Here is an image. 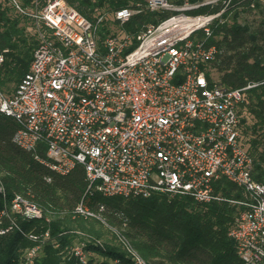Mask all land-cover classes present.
Returning a JSON list of instances; mask_svg holds the SVG:
<instances>
[{"label": "built area", "instance_id": "obj_1", "mask_svg": "<svg viewBox=\"0 0 264 264\" xmlns=\"http://www.w3.org/2000/svg\"><path fill=\"white\" fill-rule=\"evenodd\" d=\"M216 1L144 0L89 18L67 0H32L30 6L7 0L33 19L39 40L15 88L10 93L0 89V112L18 123L12 140L54 174L83 166L86 188L73 211L115 232L131 264L149 263L107 222L103 205L96 210L87 204L86 194L161 193L240 204L229 235L243 264H264V183L253 177L238 113L248 89L258 83L229 88L208 79L207 65L221 51L207 41L210 24L225 5L214 13L188 12ZM145 10L172 12L138 31L127 30L131 18ZM221 178L241 188L244 198L216 192ZM12 214L41 218L43 211L16 194L10 209L0 210V224L8 218L0 234L22 231ZM28 236L36 242L25 248L19 264L34 263L49 231ZM88 243L65 246L74 264L97 263L98 253ZM124 263L117 255L108 257L107 264Z\"/></svg>", "mask_w": 264, "mask_h": 264}, {"label": "trees", "instance_id": "obj_2", "mask_svg": "<svg viewBox=\"0 0 264 264\" xmlns=\"http://www.w3.org/2000/svg\"><path fill=\"white\" fill-rule=\"evenodd\" d=\"M31 1L22 0V4L30 6ZM67 1L89 18L99 14L109 16L119 8L144 2ZM169 1L182 5L203 0ZM223 5L225 9L220 18L210 24L211 35L207 39L221 51L208 63L206 75L210 81L216 79L229 88L258 83L248 89V100L241 103L238 113L240 133L253 158V177L264 183V0H218L188 12L214 13ZM171 12L142 11L135 14L125 28L138 31L143 23L157 22ZM197 35L202 37L204 32L200 30ZM38 42L33 19L15 11L7 0H0V51L5 50L0 63L3 92L10 93L28 70ZM211 68L217 72V78L212 77ZM17 128L18 123L12 117L0 112V210L10 209L12 198L19 194L42 208L43 216L27 219L12 214L22 231L13 228L0 234V264H19L25 248L36 242L28 233L39 234L44 230L49 231V237L41 241L33 264H74L65 246L86 240L98 253L96 264H107L110 255L131 264L115 232L106 226V230H101V222L73 211L86 188L83 166L77 165L64 175L54 174L13 142ZM215 191L227 199L244 198L243 190L224 178L215 185ZM85 199L96 210L103 205L102 213L107 222L123 234L149 264H243L229 235L243 208L240 204L228 200L198 202L187 195L161 193L147 197H105L94 191L86 194ZM7 219L4 217L0 225L7 224ZM96 224L100 228H96ZM108 234L117 242L105 247L94 244Z\"/></svg>", "mask_w": 264, "mask_h": 264}, {"label": "rangeland", "instance_id": "obj_3", "mask_svg": "<svg viewBox=\"0 0 264 264\" xmlns=\"http://www.w3.org/2000/svg\"><path fill=\"white\" fill-rule=\"evenodd\" d=\"M37 34H38V33H37ZM211 75H212L213 78H217V72H216L213 68H211ZM247 121L250 122V118H247ZM244 143H245V142H244ZM245 145H246V143H245ZM101 225H102V224H101ZM95 226H96V228H100L98 224H96ZM101 230H106L104 225L101 226ZM110 236H111V234H108V236H104V238H100V239L97 241V243H98V244H103L104 247L106 246V244H111V245H113L114 243L117 242V240L111 238V239H112V241H111ZM86 242H90V241H89V240H88V241L86 240Z\"/></svg>", "mask_w": 264, "mask_h": 264}]
</instances>
